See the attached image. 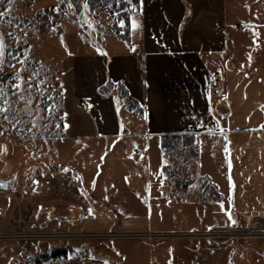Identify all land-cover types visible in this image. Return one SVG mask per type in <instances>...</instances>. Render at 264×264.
<instances>
[{
  "label": "crops",
  "instance_id": "1",
  "mask_svg": "<svg viewBox=\"0 0 264 264\" xmlns=\"http://www.w3.org/2000/svg\"><path fill=\"white\" fill-rule=\"evenodd\" d=\"M129 24L127 47L114 41L117 50L113 44L110 52L68 61L58 138L116 144L115 158L143 165L125 177L142 180L148 198L119 188L121 197L104 204L81 170L57 166L38 184L49 199L34 205L33 222L75 228L92 219L105 227L140 218L149 231L179 232L243 226L252 212L264 216V0H138ZM216 72L224 84L219 97L211 89ZM82 99L88 109L79 107ZM169 142L182 147L172 156L173 170L164 154ZM132 144L134 154H123ZM188 148L193 154H183ZM195 179L213 196L200 194ZM170 188L168 196L180 195L165 197L163 189ZM163 204L169 205L165 217L153 211ZM5 222L11 228L13 214Z\"/></svg>",
  "mask_w": 264,
  "mask_h": 264
},
{
  "label": "rangeland",
  "instance_id": "2",
  "mask_svg": "<svg viewBox=\"0 0 264 264\" xmlns=\"http://www.w3.org/2000/svg\"><path fill=\"white\" fill-rule=\"evenodd\" d=\"M87 4L85 8V0H0V12L4 13L0 16L4 47L0 56V88L4 91L0 108L7 109L0 112V184L5 185L0 187V231L14 232L6 236L23 240L18 249L7 244L16 240L0 242V264H262L264 238L216 244L203 236L185 235L192 231H149L150 227L141 225L140 218L122 219L123 225L105 227L92 219L75 228L33 222L34 205L40 203V197L41 202L49 199L38 184L57 166L61 170L71 166L81 170L89 190L99 195L104 204L121 197L119 188L135 190L138 196L148 198L145 192L150 188L142 180L125 177L132 174L135 166L143 170V165L115 158L119 154L116 144L106 141L85 146L58 138L63 100L68 96L64 71L68 61L110 52L113 44L117 50L119 43L114 41L127 47L126 21L138 10V0H87ZM229 73L226 68L224 75L231 83ZM28 80L30 84L23 83ZM16 84L21 87L17 89ZM256 84L259 83L254 80L252 85ZM225 98L224 94L220 100ZM80 103V108L88 109V100L85 105ZM229 120V115L224 117L225 122ZM171 145L164 148V154L173 170L176 161L172 156L182 147ZM133 147L132 144L129 151L122 153L134 154ZM188 150L183 154H193V148ZM180 180L184 183L186 179ZM199 182L195 179L194 188L199 187L203 196H213L210 186ZM159 186L156 178V196L161 195ZM165 189V197L174 199L179 194L168 196L167 191L174 188ZM154 203L160 204L157 199ZM109 206L111 213L113 206ZM168 206L155 205L153 211L156 214L160 210L165 217ZM47 207L42 210L45 215L50 213ZM8 213L13 214L11 228L6 227ZM253 242L260 243V249L248 247ZM21 251L24 256H20ZM59 251L61 255L54 256ZM248 252L249 258H244Z\"/></svg>",
  "mask_w": 264,
  "mask_h": 264
},
{
  "label": "built area",
  "instance_id": "3",
  "mask_svg": "<svg viewBox=\"0 0 264 264\" xmlns=\"http://www.w3.org/2000/svg\"><path fill=\"white\" fill-rule=\"evenodd\" d=\"M211 89L216 97L223 94L224 84L220 72L214 73ZM86 103L87 99H83L80 105H85ZM185 235L203 236L216 244L231 243L233 241L247 238H264V217L261 214L254 212L249 215L247 225L218 226L203 232L192 231Z\"/></svg>",
  "mask_w": 264,
  "mask_h": 264
},
{
  "label": "snow or ice",
  "instance_id": "4",
  "mask_svg": "<svg viewBox=\"0 0 264 264\" xmlns=\"http://www.w3.org/2000/svg\"><path fill=\"white\" fill-rule=\"evenodd\" d=\"M128 2L131 3V0H128ZM70 6H71V5H70ZM84 6H85V8L88 7L87 0H85V5H84ZM2 15H4V13L0 12V16H2ZM120 26H121V27H124L125 25L121 22ZM133 27H139V25L136 24V23L134 22V23H133ZM9 36H11V33H9ZM2 39H3V38L0 37V56H3V53H4V47H3ZM19 62H20V63H23L22 60L19 61ZM0 63H2V61H0ZM17 78H19V77H17ZM23 83H25V84H30V80H28V81H24ZM15 87H16L17 89H19V88L21 87V85H20V84H16ZM3 96H4L3 88H0V98H2ZM5 111H7V109L0 108V112H5ZM0 187H5V185L0 184ZM229 218L231 219V217H229Z\"/></svg>",
  "mask_w": 264,
  "mask_h": 264
},
{
  "label": "flooded vegetation",
  "instance_id": "5",
  "mask_svg": "<svg viewBox=\"0 0 264 264\" xmlns=\"http://www.w3.org/2000/svg\"><path fill=\"white\" fill-rule=\"evenodd\" d=\"M13 231H15V230H13ZM0 235H3L2 237H0V242H6V241H10V240H16V242H13V241L11 243H8L7 242V244H11L12 247L17 246V249H18V247H21V244H22L21 241H23L22 239L8 238V236H6V235H15L14 232L8 233V232L0 231ZM57 254L61 255V252L60 251H59V253L55 252L54 256H56ZM20 256H24V252L23 251L20 252ZM43 256H45V254ZM22 259H23V257H22ZM16 261L18 262V258H17Z\"/></svg>",
  "mask_w": 264,
  "mask_h": 264
},
{
  "label": "trees",
  "instance_id": "6",
  "mask_svg": "<svg viewBox=\"0 0 264 264\" xmlns=\"http://www.w3.org/2000/svg\"><path fill=\"white\" fill-rule=\"evenodd\" d=\"M126 22H127V29H126V33H125V35H126V36H127V35L129 36V32H128V31H129V26H130V24H129V19H127V21H126ZM131 103H132V102H131ZM131 103H130V105H131ZM133 104L135 105V103H134V102H133ZM133 104H132L130 107H132V106H133Z\"/></svg>",
  "mask_w": 264,
  "mask_h": 264
}]
</instances>
